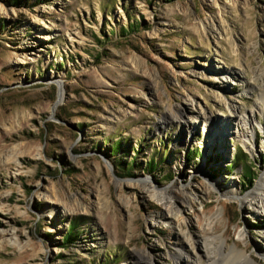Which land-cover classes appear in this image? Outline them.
<instances>
[{
	"label": "rangeland",
	"instance_id": "obj_1",
	"mask_svg": "<svg viewBox=\"0 0 264 264\" xmlns=\"http://www.w3.org/2000/svg\"><path fill=\"white\" fill-rule=\"evenodd\" d=\"M258 74L264 0H0V264H175L179 224L183 264L216 236L264 264L229 192L264 173ZM147 181L203 203L169 223Z\"/></svg>",
	"mask_w": 264,
	"mask_h": 264
},
{
	"label": "bare ground",
	"instance_id": "obj_2",
	"mask_svg": "<svg viewBox=\"0 0 264 264\" xmlns=\"http://www.w3.org/2000/svg\"><path fill=\"white\" fill-rule=\"evenodd\" d=\"M244 73L246 74L245 71ZM258 75L257 76L254 75L253 81L248 80L247 84L250 83L251 86H256V88L260 90L261 95H264V81H262L263 80L262 77L264 76L261 74L262 76L260 75L261 77H259ZM245 76L247 77V75ZM61 97L62 95L60 94V99L55 104L56 107L60 105L62 100ZM232 108L233 107H231V111L235 113L236 111H234ZM234 113H233L234 116L240 117L239 112L237 114ZM244 116L246 117V115ZM213 128H214V124L211 123L210 129L212 133L217 134L215 132L216 128L215 129ZM223 130L225 129H222V131ZM218 137L216 136L214 140H212L213 145L216 142L224 143V141L221 142V138ZM213 145H211V148L213 147ZM144 189L153 196L156 194L159 195L161 194L159 199L162 202V204H164L167 207L168 210L166 213L160 214L159 218L162 220H166L169 223H173L177 221L180 211L194 207V204H197V202H200L201 204L203 203V200L200 198L199 195L192 194L190 192L187 193L185 192V196L183 198H181V196L180 197L174 196L173 189H170V191L164 190L162 192H158L155 190V188H153V186L149 182L145 184ZM230 189L231 190H229V192L232 193V195L237 196L238 200H240L242 204H247L252 207L254 214H264V173L262 174L259 182L255 185V187L252 188L250 191H248L245 195L238 193V191L235 190V187H232ZM219 214L220 212L218 211L214 213L213 216L217 217ZM211 218L213 219L208 220V225L210 229L213 228L212 225L214 223V217ZM191 238H192L191 235H187L186 233L182 232L181 224H179L177 229L176 245L178 246L180 251L183 250L184 246L187 245V243L190 241ZM218 238H220V236L213 237V239L210 240L203 239L201 248L204 251L205 256L208 258L209 264H260L251 256V253L247 250V248L239 249L237 248V246H234L229 251H226L224 249V240L222 239L220 242H217L216 239ZM239 238L242 240L246 238V234L244 230L240 231ZM180 251L175 252V254H177V260L175 261V264H183L184 260H186L187 258L186 256L185 258L183 255H181ZM189 264H200L198 257L195 259L192 258Z\"/></svg>",
	"mask_w": 264,
	"mask_h": 264
},
{
	"label": "trees",
	"instance_id": "obj_3",
	"mask_svg": "<svg viewBox=\"0 0 264 264\" xmlns=\"http://www.w3.org/2000/svg\"><path fill=\"white\" fill-rule=\"evenodd\" d=\"M134 26L135 25H131V24H128V26L125 28V27H123L122 28V34L124 35L128 30H131L132 28H134ZM118 150V147H116L115 148V151H117ZM114 151V152H115ZM244 154V153H243ZM246 154H244V155H242V154H238L237 155V158H238V160H239V162H242L243 160H244V156H245ZM155 166L156 165H154V161L153 162H150V166H149V168L151 169V170H155ZM244 178L246 179V181H247V183H246V186L247 187H250V186H252L253 184H254V182H255V180H256V175H255V173H254V171H253V168L250 166V165H248L247 166V169H246V171L244 172ZM76 227H77V225L75 224V223H72V225H71V227H70V229H69V232L67 233V235H65V237H64V239H65V243L66 244H68V243H70L72 240H73V238H74V236L76 235L75 234V229H76Z\"/></svg>",
	"mask_w": 264,
	"mask_h": 264
}]
</instances>
